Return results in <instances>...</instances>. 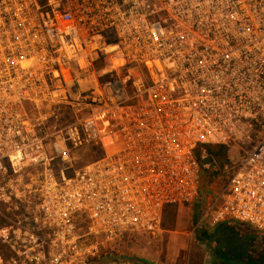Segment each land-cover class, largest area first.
I'll return each mask as SVG.
<instances>
[{
	"label": "built area",
	"instance_id": "2783aa9c",
	"mask_svg": "<svg viewBox=\"0 0 264 264\" xmlns=\"http://www.w3.org/2000/svg\"><path fill=\"white\" fill-rule=\"evenodd\" d=\"M193 201L264 234V0H0V264H99Z\"/></svg>",
	"mask_w": 264,
	"mask_h": 264
},
{
	"label": "rangeland",
	"instance_id": "374dc122",
	"mask_svg": "<svg viewBox=\"0 0 264 264\" xmlns=\"http://www.w3.org/2000/svg\"><path fill=\"white\" fill-rule=\"evenodd\" d=\"M61 117V116H60ZM68 119L69 116H64ZM59 118V117H58ZM64 118H59L62 122ZM232 154L231 152H228ZM100 154L98 146L87 147L86 149L78 150L76 164L82 165L90 161ZM217 164V162H215ZM215 166V165H214ZM38 170H26L19 178L18 186H23L26 183H32L33 177ZM220 177L209 175L201 178V191L211 190L216 187ZM198 205L196 203H185L175 206L166 207L161 216L159 230L148 233L139 231L124 232L114 240L109 247L111 248L112 263L120 264L119 258H125L127 264H195L196 260L190 261L192 256H199L200 261L209 263L214 260L213 248H221V244L213 242L210 238L193 229V218L197 212ZM249 236L255 237L256 232L250 230ZM208 234V233H207ZM221 238L222 235L218 233ZM213 233H209V236ZM221 235V236H220ZM223 243V242H222ZM7 248L0 244V252L6 253ZM255 256L259 258L264 255V241L258 242L255 248ZM114 259L116 260L114 262ZM110 262V261H109ZM106 262V264H111ZM216 262V260H215ZM227 264H233L227 262Z\"/></svg>",
	"mask_w": 264,
	"mask_h": 264
},
{
	"label": "flooded vegetation",
	"instance_id": "af4514ba",
	"mask_svg": "<svg viewBox=\"0 0 264 264\" xmlns=\"http://www.w3.org/2000/svg\"><path fill=\"white\" fill-rule=\"evenodd\" d=\"M250 229L242 230L240 227H220L217 232L222 235L221 248H213V257L216 264H264L259 256H255V248L258 242H263L262 235L257 233L255 237L249 236ZM218 236V234H216ZM220 235V236H221Z\"/></svg>",
	"mask_w": 264,
	"mask_h": 264
},
{
	"label": "crops",
	"instance_id": "0c3cea01",
	"mask_svg": "<svg viewBox=\"0 0 264 264\" xmlns=\"http://www.w3.org/2000/svg\"><path fill=\"white\" fill-rule=\"evenodd\" d=\"M193 203H196L198 205V203L196 201H193ZM198 212H199V205H198V208H197V212H196V214L194 215V218H193V229H196V230L200 231L203 234V236H206V237L210 238L213 242H217V245L218 244H221V246H222L221 238L216 235L217 234V230L220 227H231V226H235V227H240L242 230L249 229V228H247V226H244V225H241V224H237V223H234V222H232V223H222V224L216 225L214 227H206L204 225H197V221L196 220H197V214H198ZM209 233H213V235H210L209 236ZM192 255L193 254H191V256H190L191 257L190 261H192V259H193L194 261L196 260V263L195 264H206L205 262H202V260L200 261L199 256H192ZM213 262H215V259L214 260H211L207 264H211Z\"/></svg>",
	"mask_w": 264,
	"mask_h": 264
},
{
	"label": "trees",
	"instance_id": "16d2710c",
	"mask_svg": "<svg viewBox=\"0 0 264 264\" xmlns=\"http://www.w3.org/2000/svg\"><path fill=\"white\" fill-rule=\"evenodd\" d=\"M206 151L209 155H211L215 162H217V167H220L225 161H226V155H227V149L225 146L223 145H210L206 148ZM216 171H210L209 172V178L210 176H215ZM257 234V233H256ZM262 238L264 240V234H261ZM113 258L109 257L108 259H103L100 261V258L95 259L94 261L98 262L99 264H103L106 262L111 261ZM260 262H264V255H262L261 258H259ZM140 264H143V262H141ZM211 264H216V262H213Z\"/></svg>",
	"mask_w": 264,
	"mask_h": 264
}]
</instances>
